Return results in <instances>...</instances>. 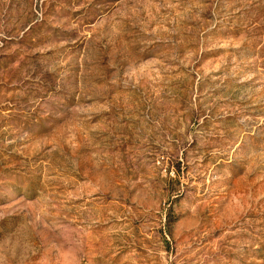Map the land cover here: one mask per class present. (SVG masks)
I'll list each match as a JSON object with an SVG mask.
<instances>
[{
	"label": "rangeland",
	"instance_id": "obj_1",
	"mask_svg": "<svg viewBox=\"0 0 264 264\" xmlns=\"http://www.w3.org/2000/svg\"><path fill=\"white\" fill-rule=\"evenodd\" d=\"M0 264H264V0H0Z\"/></svg>",
	"mask_w": 264,
	"mask_h": 264
}]
</instances>
